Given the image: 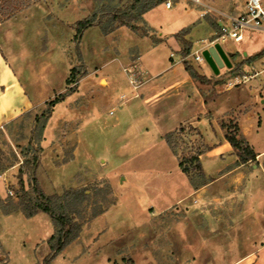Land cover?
Wrapping results in <instances>:
<instances>
[{"label": "rangeland", "instance_id": "374dc122", "mask_svg": "<svg viewBox=\"0 0 264 264\" xmlns=\"http://www.w3.org/2000/svg\"><path fill=\"white\" fill-rule=\"evenodd\" d=\"M27 1L29 0H25L24 2ZM132 1L113 0L111 4L120 8H126L131 5ZM202 1L216 10L231 13L239 12L246 2V0ZM171 2L172 4L185 2L189 6H195L199 10L204 9L202 5L193 0H171ZM109 3L110 0H38L32 3L31 6L21 8L14 16L20 13L25 14L30 8L37 7L33 8L29 13L18 17L8 27L12 33L14 43L24 48L23 50L27 52V56L35 64L39 67H45L49 80H53L54 84L60 88H63L65 80L70 76L71 68L79 63H83L86 70L84 76L82 78L77 77V75L71 77V83L66 85V89L63 92H67L72 86L74 87L73 92H75L81 79L84 80V85L91 84L95 97L93 98V106L90 109L93 112H98L102 117V121L96 126V129L94 128V134L85 143L87 154L91 157L90 164L87 165L90 170L85 168L77 172V174L71 175L70 171L72 167L69 170L67 169L65 172L68 175H65L66 177L59 176V179L54 180L50 186L51 190H58L60 193L55 194H62L70 188H89L91 197L82 207L84 217L81 218L86 225L91 220L90 218L94 211L103 208L108 209L117 201L116 206L118 205L120 208H113L109 218L117 224L128 223L131 225L128 238L119 240L117 244L115 242V244H111L112 248L118 245L124 249L125 253H128L125 255L123 262L119 264H153L143 246H133L131 243L136 238L138 230L147 227V217L145 213H142V209L140 208L143 204L141 201L143 199L146 200V196H148V201L150 200V202L152 199H162L169 202L171 197L175 200L183 198V201L180 203L181 205L173 206L160 215L159 219L153 220L159 223L157 227L151 229L152 244L146 243V246L152 249L161 264H167V260L164 258L165 255L162 256V254L169 255L175 252L171 239L176 243H180L181 239L187 240V246L199 257V264H203V260L208 254L206 250L208 246L218 250L221 249V251L223 250L222 247H225L224 253L226 254V258L224 260L233 259L247 253L251 249V245H245L244 239L256 237L257 233H254V230L251 229L252 226H255V222L249 214H245L241 218L238 217L234 209L238 197H232L233 191L239 190L240 187V189L244 188L245 180L237 181L235 183L238 185L236 189L230 187V184H232L230 181H226L223 186H220L216 190V197L211 196V192L205 191L206 197L201 198L198 203H195L197 201H194V199L202 194L193 192L177 160L172 154L165 151L163 147L153 148L145 155L139 156L136 159L134 158L133 161L129 162L126 159H114L113 153L116 147H106L105 143L101 140V138L105 137L98 130L104 129L106 131L108 129L112 120L111 118L120 114L124 107L122 101L129 95V88L125 80H130L131 78L135 80L134 64L136 63L133 60L136 58V50L144 51V63L152 73L167 66V54L169 53L168 49L164 46L159 47L155 52H149L148 42L140 40L136 37V34L120 32L106 38L99 26L87 28L80 40H76L75 21H72L74 18L71 19V16L68 14L72 13L78 16V14L84 13L87 14L86 16H89L93 12L99 13L103 6ZM172 12L174 13L176 10L167 11L164 7H159L150 15L149 19L153 24L161 25V23L172 16ZM205 19L214 30H211L206 25L203 29L199 30L194 38V40L197 39L195 41L197 42L195 44L196 47L202 46L201 41L203 39H210L215 32L219 31L220 14L210 10ZM4 21L0 14V23ZM136 24L139 27L137 33L140 35H143V32L147 31L148 36L153 40L162 38L157 32L150 29L146 21H138ZM247 34V38L241 42L233 40L221 42V46L228 52L231 65L225 64L220 68L218 73H212L209 79L206 77L208 80L206 83L209 84V87L220 86L226 89L236 86L235 89L225 92L224 96L221 97L220 106L218 107L220 111H225L228 107L237 103L239 99L249 94V91H247L249 89H255L258 98H264V72L259 73L246 83L235 84V80H238V77L241 78L243 74L253 73L254 69L260 70L264 67V32L249 31ZM188 45V43H182L183 53L186 57L184 63L200 72L201 65L190 55L192 49H190L189 53H186ZM126 47H134L130 57L112 60L121 48ZM243 50H247L250 54L259 50L263 51V53L257 59L247 62L250 55H243ZM203 67L209 72L213 70L207 61ZM105 75L110 80L111 85L108 87L101 86L97 82V80H104L102 78ZM77 79L79 80L76 83ZM122 94H125V96H122ZM53 98H50V100ZM83 99L82 118L89 110L88 105H86L88 104L86 98ZM73 100L70 99V106L73 104ZM48 107L47 102L42 107L35 106L16 120L5 123L0 128V203L6 208L19 202L18 196L22 192L18 194V190L20 191L22 182L25 190L29 192L32 190L34 156L39 158V164L43 149L42 140L45 128L42 133H40V130L46 117L41 115V113L47 110ZM258 109L262 116L256 115L248 121L251 127L250 142L256 151L263 152L260 154V160L261 164L264 165V110L262 106ZM67 110L66 105H62L56 110L53 131H56L59 119L63 118L64 115L70 116V120L68 119L70 125L68 126V123H65L64 127L66 131H68L67 129H71L72 116L71 112L69 111V113ZM110 111H112V115ZM136 113V108H130L128 121ZM37 116H40V118H36ZM63 119L67 120L66 118ZM262 120L263 124L257 130V124L261 123ZM223 122L228 125L238 124V121L231 117L223 119ZM51 136L55 138L53 139L54 145L59 142L62 146L65 145L64 158L65 160L69 159L72 155V143L64 139L67 137L66 133L62 135L61 132H53ZM173 139L174 143H176V152L174 153L178 155L179 159L185 160V158L193 155L199 149H205L201 135L197 131L192 130L188 124L185 125L183 132L180 131L174 134ZM110 158H113V162L115 161V163L109 166L104 165L102 160L109 161ZM259 163L256 161L249 162L250 165H259ZM250 165H247L246 172L253 169ZM186 166L193 168L194 165L186 162ZM263 169L260 165L259 169H254V186L249 190L250 194H252L250 197L251 204L253 203L256 209L260 211L264 210ZM93 173H102V175L110 177L114 184L104 178L92 179L87 185L72 186L86 174ZM123 174L130 177L129 183H119L120 177ZM191 176L197 188L204 185L207 181L195 169L191 170ZM145 182H148L147 186ZM7 187L13 189L15 192L14 196L8 195ZM254 216H256V220L260 221L259 223H263L264 225V214L262 216L254 214ZM232 221H235L233 227L227 229L225 226ZM180 222L182 223L180 224ZM43 225L45 226L44 222ZM148 232L150 233V230ZM211 241L215 245L212 246ZM107 247L109 246L107 245ZM176 247L177 249L180 248L179 245ZM181 249L183 250V246H181ZM85 253H87V250L82 249L80 252V250L75 251L73 249L68 256V258L72 256V261L61 257L54 261L58 254L51 264H111L105 259L94 258V255L90 253L87 255ZM263 259L264 256L262 255L260 257L262 263L264 262ZM121 260L119 259V261Z\"/></svg>", "mask_w": 264, "mask_h": 264}, {"label": "crops", "instance_id": "0c3cea01", "mask_svg": "<svg viewBox=\"0 0 264 264\" xmlns=\"http://www.w3.org/2000/svg\"><path fill=\"white\" fill-rule=\"evenodd\" d=\"M159 7H164L167 11L174 9L176 12H172V16L161 25H155L149 17ZM33 8L37 7L30 8L25 14ZM201 11L185 2L172 4L171 7H167L163 2L150 9L144 14V20L150 29L162 37L157 40H153L150 36L140 35L127 26H119L114 31L105 34L106 38L120 32L136 34L137 38L148 42L149 52H155L159 47L164 46L169 53L167 54V66L152 73L144 63V51L136 50V58L133 60L136 63L134 64L136 77L135 80L132 78L125 80L129 88V95L122 101L124 107L119 115L111 118V123L106 131L99 129L98 132L105 137L101 140L106 147H116L113 153L114 159H126L131 162L134 158L136 159L153 148L161 146L169 154H172L179 164L178 155L171 149L165 136L176 131L182 125L188 124L197 128L205 148L200 155V160L207 180L206 183L198 188L195 187L189 176L179 165L181 171L185 173L193 192L202 194L194 199V201H197L195 203L206 197L205 191L211 192L210 195L216 197V190L223 186L226 181H230L232 183L230 187L236 189L238 185L235 183L245 180L244 188L240 189V187L239 190L233 191L232 197H238V200L235 199L234 209L239 218L249 214L255 222V226H252L251 229L254 230V233H257L256 237L244 239L246 242L244 244L251 245V249L233 259L224 260L226 258L225 247H222L223 250L221 251V249L218 250L208 246L206 249L208 254L205 256L203 264H264L260 261V257L264 256V225L259 223L260 221L256 220V216H254V214L262 216L264 210H257L253 203L251 204L250 197L252 194L249 192L254 186V169H259V165L264 168L260 160V154L263 152L256 151L253 144H251V127L248 123L251 117L262 116L258 108L262 106L264 110V99L258 98L255 89H249L247 90L249 94L239 99L237 103H234L225 111H220L218 107L220 106L221 97L224 96L225 92L235 89L236 86L226 89L220 86L209 87L206 81L191 76L186 64L181 60V57L184 56L182 43H188L193 53L201 47L195 46L197 39L194 40V38L197 32L203 29L205 25L214 30L205 17L201 16ZM25 14H17L0 23V128L5 123L16 120L33 107H42L50 98L63 92L67 85L66 80L63 88L55 85L53 80H49L45 67H39L35 64L27 56V52L23 50L24 48L14 43L12 33L8 27L18 17ZM68 15L71 16V19L74 18L72 21H76L86 17L87 14L83 13L76 16L70 13ZM247 35H245L244 40ZM204 41L205 39L201 41V45ZM221 48L228 56V52L222 46ZM132 49L134 47L121 48L112 60L130 57ZM259 51L250 54L247 50H243L242 54L251 56ZM198 63L201 65L200 72H198L209 79L215 71H207L203 67L205 62ZM102 79L104 80H97L101 86L108 87L111 85L106 75ZM93 90L91 84L86 86L84 80L81 79L77 90L55 105L54 111L48 120L42 140L43 149L40 163L35 171L36 177L46 194L60 193L58 190H51L50 186L54 180L59 179V176L66 177L68 175L65 172L67 169L69 170L72 167L71 175L77 174L85 168L90 170L87 165L90 164L91 157L87 154L85 143L94 134V128L96 129V126L102 121L101 115L90 109L93 106V98L95 97ZM122 96H125V94H122ZM83 98H86L88 103L86 105H88L89 110L82 118ZM70 99H74L71 106L69 104ZM62 105H66L67 112H71V129L66 131L64 124L68 123V126L70 125V116L64 115L63 118L67 120L60 118L56 131H53L56 110ZM129 107L136 108L137 111L130 121L127 119L130 115ZM110 114H113L112 111H110ZM227 117L235 118L238 121L242 133L257 153L256 162H260L259 165H250L249 162L239 163L233 146L226 139V129L222 127L223 119ZM262 124L263 120L257 124V130L261 128ZM53 132H61L62 135L66 133L67 137L64 139L67 142L71 141L72 155L69 159L65 160L64 158L65 145L62 146L60 142L54 145L53 139L55 138L51 136ZM102 162L107 166L115 163L113 158H110L109 161L102 160ZM247 165L252 166L253 169L246 172ZM104 178L112 182L110 177L102 175V173H93L86 174L72 186L79 187L87 185L92 179ZM130 180L129 176L123 174L119 183H129ZM112 183L114 184V182ZM145 184L147 186L148 182H145ZM182 201L183 198L175 200L171 197L169 202L162 199H152L150 202L148 196H146V200L141 201L143 204L140 208L147 217V227L139 229L136 238L131 243L133 246H143L153 264H161L152 249L146 246V243L152 244L151 229L157 227L159 223L153 220L159 219L160 215L173 206L181 205ZM116 204L117 201L104 212L91 219L87 225L84 224L80 236L69 244L54 261L60 257L72 261V256L68 258L71 251L74 249L81 252L83 249L87 250L85 254L90 253L94 255V258L105 259L111 264L123 262L125 255L128 253H125L124 249L118 245L112 248L111 244L114 242L117 244L119 240L128 238L131 225L128 223L117 224L109 218L113 208H120ZM234 222L232 221L225 227L231 229ZM147 230H150V233ZM53 233L52 220L49 214L44 211H39L35 215L27 217L20 209L6 213L0 208V264H42L45 257L50 253L48 240ZM124 236L126 237L124 238ZM184 240L181 239L180 243H176L171 239L175 252L169 255L162 254V256L165 255L164 258L167 260V264H199V257L187 246V240ZM211 244L212 246L215 245L213 241H211ZM177 245L180 248L177 249ZM181 246H183V250ZM119 259L122 260L119 261Z\"/></svg>", "mask_w": 264, "mask_h": 264}, {"label": "trees", "instance_id": "16d2710c", "mask_svg": "<svg viewBox=\"0 0 264 264\" xmlns=\"http://www.w3.org/2000/svg\"><path fill=\"white\" fill-rule=\"evenodd\" d=\"M24 1L25 0H0V14L2 18L7 20L14 16L21 8L31 6L32 3L38 0ZM112 1L110 0L109 4L104 5L99 13L93 12L91 15L75 21L74 28L76 31V40H80L84 31L92 26H99L104 34L114 31L119 26H127L137 32L139 27L136 23L138 21H145L144 14L158 4L162 3L164 0H133L131 5L126 8L113 6V4H111ZM143 35L148 36V32H143ZM190 49L191 47L188 45L186 53H189ZM263 51L248 57L247 62L257 59ZM186 68L193 78L206 82L208 81L207 78L201 75L195 68L189 65H186ZM85 73L86 70L83 63L73 66L70 71V76L66 79V83L69 85L71 83V77L77 75V77L82 78ZM78 80L79 79L75 82L77 83ZM73 91L74 87L72 86L67 90V92H61L57 95V97L47 101L49 107L41 113V115L46 118L42 123L40 133H42L46 127L55 105L60 101H63L65 97ZM36 118L39 119L40 116H37ZM222 127L226 129V139L233 146L234 151L238 156L239 163H248L257 160V153L246 136L242 133L241 128L237 123L228 125L223 122ZM190 128L200 134L198 129L194 126L190 125ZM184 129L185 125H182L176 130L177 132L173 131L165 136L167 143L174 152H176V143H174L173 136L180 131L183 132ZM203 151V149H199L193 155L185 158V160L179 159L181 169L189 176L190 181L194 186H196V183L191 176L192 169L197 170L200 173V176L205 178L200 160V155ZM38 160L39 158L34 156L32 168L33 187L31 192L25 190L22 182L20 191L18 190V194L20 192L22 193L19 196L17 195L19 202L17 204H13L9 208H6L2 203H0V207L6 213L20 209L27 217L33 216L39 211H44L49 214L54 226V233L48 240L50 253L45 257L43 264H51L52 260L58 254H60L69 244L80 236L84 224V221L81 220V218L84 217L82 207L86 201L90 199L91 191L87 187H80L67 189L62 194H46L40 186L35 173L38 166ZM186 162L193 164V168L186 166ZM106 209L107 208H103L101 210L94 211L90 219L98 216Z\"/></svg>", "mask_w": 264, "mask_h": 264}, {"label": "built area", "instance_id": "2783aa9c", "mask_svg": "<svg viewBox=\"0 0 264 264\" xmlns=\"http://www.w3.org/2000/svg\"><path fill=\"white\" fill-rule=\"evenodd\" d=\"M193 1L204 7L201 11L202 17H205L210 10L220 14L219 31L215 32L212 38L205 39L200 49L190 54L196 62H206L203 54L204 50L216 44H221L222 41L233 40L241 42L249 31L264 32V0H246L242 10L236 13L216 10L202 0ZM165 4L167 7L172 6L171 0H166ZM181 60H186V57H181ZM262 72H264V67L260 70L254 69L253 73H245L241 78L238 77V80H235V84L246 83ZM7 192L9 196L15 195V192L10 187H7Z\"/></svg>", "mask_w": 264, "mask_h": 264}, {"label": "water", "instance_id": "95a60500", "mask_svg": "<svg viewBox=\"0 0 264 264\" xmlns=\"http://www.w3.org/2000/svg\"><path fill=\"white\" fill-rule=\"evenodd\" d=\"M203 54L208 64L216 73H218L220 68L225 64L228 66L231 65L228 56L223 51L220 44H216L215 46H211L210 48L204 50Z\"/></svg>", "mask_w": 264, "mask_h": 264}]
</instances>
